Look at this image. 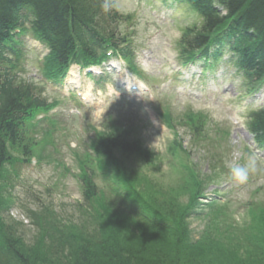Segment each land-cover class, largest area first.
I'll list each match as a JSON object with an SVG mask.
<instances>
[{
	"label": "trees",
	"instance_id": "1",
	"mask_svg": "<svg viewBox=\"0 0 264 264\" xmlns=\"http://www.w3.org/2000/svg\"><path fill=\"white\" fill-rule=\"evenodd\" d=\"M179 1L199 19L184 30L183 54L194 58L211 46L221 51L233 47L249 76L264 83V0ZM101 5L99 0H0V264H264L263 206L252 208L249 224L238 228L213 202L210 223L195 239L190 218L201 215V198L218 175L201 176L183 163L176 186L154 183L132 165L150 163L151 152L140 141L127 140L124 131L100 133L92 146L98 158L83 162L78 176L86 205L81 223H66L53 208L41 207L30 215L38 237L29 243L16 223L3 217L13 202L4 185L10 180L7 166L18 161L14 151L27 155L25 116L36 106L23 94L27 89L15 87L7 76L11 33L23 18H31L51 47L49 62L57 67L77 46L88 54L104 38L93 24ZM187 118L200 136L207 119L198 114ZM251 129L264 142V112L255 116ZM170 151L185 162L181 144L174 143ZM99 176L111 195L98 186ZM183 197L188 201H180Z\"/></svg>",
	"mask_w": 264,
	"mask_h": 264
},
{
	"label": "rangeland",
	"instance_id": "2",
	"mask_svg": "<svg viewBox=\"0 0 264 264\" xmlns=\"http://www.w3.org/2000/svg\"><path fill=\"white\" fill-rule=\"evenodd\" d=\"M109 5L134 15L133 26L128 27L125 24L124 30L133 33L138 49V64L144 79L149 82L152 95H148L140 102L130 97L112 98L104 89L106 85L104 83L95 87L93 91L95 102L91 107H77L76 102H65L52 87L41 83L40 61L48 50L29 32L24 37L27 79L41 84L49 102L53 99H60L63 102L59 107L61 113L57 116V125L50 130L54 141H48L44 148V162L37 166L35 161L30 165H18V175H13L9 181L6 194L14 198L15 205L6 211V219L10 223H13L12 220L16 221L18 233L32 243L38 234L37 228L32 226V221L26 216L30 210L46 205L56 209L67 221L78 223L85 218L78 210L83 197L76 175L79 171L78 160L83 158L89 148V139L94 135V129L105 130L111 126L131 125L145 147L158 157L154 165L143 161L136 163L132 161V165L154 183L167 189L176 186L180 178V173L175 168L178 167V161L168 153V146L173 141L174 134L161 123L159 115L168 110L177 122V119H184L187 111L193 110L207 112L211 116L209 140H220L217 125L221 129L228 128L229 136L219 143L223 148L218 147L216 151L218 155L226 158V164H242L250 156L256 159L259 170L250 175L246 184L238 185L233 181H224L220 188L211 187L208 190V197H211L217 188L223 191L229 200L227 211L230 217L233 216L237 222H244L250 198L254 197L256 205H264V157H257V149H249L250 145H253L251 144L253 139L245 126L249 113L245 106L252 102H256L254 107L264 106V91L257 97V101L246 96L243 79L226 59L219 64L216 74H209L207 79L197 76L189 84L169 85L166 82V76L170 74L172 67L168 64L169 60H172L169 55H172L175 61L178 60L177 42L182 35V27L189 23L194 24L197 18L177 5L171 6L165 0H109ZM114 62L116 64L117 60ZM125 73L130 75L127 70ZM222 73L224 75L221 77ZM115 79L117 80V77L112 80L115 82ZM207 82L210 86L205 87ZM182 85L185 86L186 92L178 95L175 89ZM214 85L218 87L217 94L211 90V86ZM110 86L117 89L115 84ZM97 88L101 90L100 94H97ZM191 90H204L205 97L200 99ZM49 124L44 121L41 126L50 129ZM182 133H185L184 129H181L180 135L184 140V146L189 150L193 145L191 144L193 136L188 135V132L183 136ZM33 135L37 140L43 139V134ZM206 146H193V162L199 165L198 169L203 173H209L211 170L208 159L212 149ZM246 149L249 151L245 152ZM228 154L232 156L227 159ZM98 182L101 187L105 186L101 180ZM218 199L225 202L223 196H219ZM180 201L187 202L188 197H183ZM208 209L207 206H202L199 213H207ZM190 223L193 237L199 239L207 227L208 220L204 215H196L190 218Z\"/></svg>",
	"mask_w": 264,
	"mask_h": 264
},
{
	"label": "clouds",
	"instance_id": "3",
	"mask_svg": "<svg viewBox=\"0 0 264 264\" xmlns=\"http://www.w3.org/2000/svg\"><path fill=\"white\" fill-rule=\"evenodd\" d=\"M101 7L104 11H108L110 7L109 0H103ZM228 167L232 181L238 185L246 184L250 175L259 170L254 156L248 157L242 164L230 163Z\"/></svg>",
	"mask_w": 264,
	"mask_h": 264
}]
</instances>
